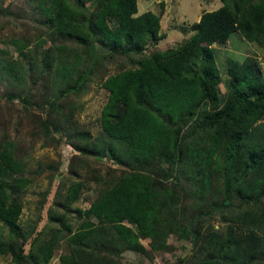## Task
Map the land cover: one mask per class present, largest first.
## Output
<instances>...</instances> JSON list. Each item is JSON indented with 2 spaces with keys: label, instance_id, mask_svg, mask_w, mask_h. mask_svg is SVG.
Here are the masks:
<instances>
[{
  "label": "rangeland",
  "instance_id": "1",
  "mask_svg": "<svg viewBox=\"0 0 264 264\" xmlns=\"http://www.w3.org/2000/svg\"><path fill=\"white\" fill-rule=\"evenodd\" d=\"M101 3H84L83 17ZM44 6V0H0V143L10 144L8 149L21 167V173L5 180H29L24 189L10 194L21 208L16 222L19 238L9 239V227L0 222V245L7 249L0 254V264H59L69 252L75 254L77 264H264V168L258 176L261 190L245 193L242 188L255 181L242 177L243 158L225 164V143L216 152L218 168L210 167L204 174L194 171L185 157L173 165L166 160L147 165L152 174L156 168L163 171L164 187L177 195L169 215L175 224L163 241L139 238L130 248L108 225L96 224L89 205L102 188L83 175L106 177L110 169L125 172L138 166L126 163L124 146L105 139L101 132L99 117L106 92L100 80L135 65L125 57H106L102 42L94 36L80 43L51 34ZM220 6L218 0H137V15L146 11L159 15L164 36L163 45L147 43L143 57L180 48L193 34L192 25L200 15ZM113 23L108 21L111 27ZM11 39L21 43L20 52L10 45ZM210 48L219 73L220 106L209 113L222 114L215 124L224 131L235 115L224 111L228 101L224 68L230 61L248 60L263 70L264 46L234 33L225 45ZM65 66L71 70L67 72ZM79 75L83 79L76 89L73 84ZM74 161L81 164L76 167ZM77 182L83 185L76 201L68 204L70 185ZM85 222L95 224L90 228L94 232L78 243L70 242ZM121 225L135 231L130 221L122 220ZM40 248L51 253L47 261Z\"/></svg>",
  "mask_w": 264,
  "mask_h": 264
},
{
  "label": "trees",
  "instance_id": "2",
  "mask_svg": "<svg viewBox=\"0 0 264 264\" xmlns=\"http://www.w3.org/2000/svg\"><path fill=\"white\" fill-rule=\"evenodd\" d=\"M88 1L44 0L42 9L51 34L80 43L94 36L102 42L106 57H125L131 66L135 65L100 80L106 92L99 117L101 132L105 139L124 146L126 163L138 166L125 172L110 169L106 177L83 175L102 188L89 205L96 224L108 225L130 248L139 238L163 241L168 228L175 224L169 215L177 195L164 187L167 177L163 171L156 168L157 173L152 174L146 168L155 160L173 165L179 157H185L194 171L204 174L208 168L219 166L216 152L222 143L225 164L243 158L242 177H253L255 181L243 191H260L263 182L258 176L264 168V69L248 60L230 61L224 68L228 96L224 111L235 115L231 127L223 131L215 124L222 114L209 113L220 106L216 93L219 73L210 45L223 46L237 33L246 42L264 46V0H218L221 6L200 15L192 25L193 34L180 43V48L156 50L144 57L147 43L154 45L164 39L159 31V15L146 11L135 16L136 0H101V5L84 18L82 7ZM110 20L114 22L112 27L108 25ZM9 42L15 51H21L19 41ZM65 70L71 69L65 66ZM82 79L79 75L73 87L81 88ZM213 126L217 128L211 129ZM9 147L4 141L0 143V222L9 227L8 237L14 241L19 238L16 222L21 208L10 194L24 189L29 180H5L21 173ZM74 163L76 167L81 164ZM231 174L233 180L235 168ZM201 182L207 185L205 179ZM82 185H70L68 204L76 201ZM122 220L133 223L135 231L123 227ZM94 227L92 222L82 223L70 242H80L94 232ZM6 250L0 245V254ZM39 253L45 261L51 257L47 248H40ZM59 264H77L75 254L60 257Z\"/></svg>",
  "mask_w": 264,
  "mask_h": 264
},
{
  "label": "crops",
  "instance_id": "3",
  "mask_svg": "<svg viewBox=\"0 0 264 264\" xmlns=\"http://www.w3.org/2000/svg\"><path fill=\"white\" fill-rule=\"evenodd\" d=\"M136 1H137V0H136ZM136 15H137V11H136ZM161 42H163V41H160V43H159V44H160V45H163V44H164V42H163V43H161Z\"/></svg>",
  "mask_w": 264,
  "mask_h": 264
},
{
  "label": "clouds",
  "instance_id": "4",
  "mask_svg": "<svg viewBox=\"0 0 264 264\" xmlns=\"http://www.w3.org/2000/svg\"><path fill=\"white\" fill-rule=\"evenodd\" d=\"M142 14V13H141ZM140 15V14H139ZM135 16H137L136 14H135Z\"/></svg>",
  "mask_w": 264,
  "mask_h": 264
}]
</instances>
